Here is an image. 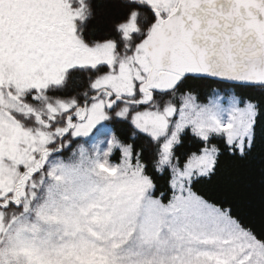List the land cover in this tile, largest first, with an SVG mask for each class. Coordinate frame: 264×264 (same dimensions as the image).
I'll return each mask as SVG.
<instances>
[{
  "label": "snow or ice",
  "instance_id": "6c2138e0",
  "mask_svg": "<svg viewBox=\"0 0 264 264\" xmlns=\"http://www.w3.org/2000/svg\"><path fill=\"white\" fill-rule=\"evenodd\" d=\"M0 264H264V0H0Z\"/></svg>",
  "mask_w": 264,
  "mask_h": 264
}]
</instances>
